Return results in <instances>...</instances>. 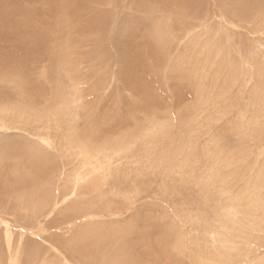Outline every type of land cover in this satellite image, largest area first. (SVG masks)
Wrapping results in <instances>:
<instances>
[{
    "label": "rangeland",
    "instance_id": "1",
    "mask_svg": "<svg viewBox=\"0 0 264 264\" xmlns=\"http://www.w3.org/2000/svg\"><path fill=\"white\" fill-rule=\"evenodd\" d=\"M245 1L0 0V264L264 260ZM231 217L249 234L211 235Z\"/></svg>",
    "mask_w": 264,
    "mask_h": 264
},
{
    "label": "bare ground",
    "instance_id": "2",
    "mask_svg": "<svg viewBox=\"0 0 264 264\" xmlns=\"http://www.w3.org/2000/svg\"><path fill=\"white\" fill-rule=\"evenodd\" d=\"M245 5H243V7H242V10L243 11H245L246 10V6H248V7H254V6H258V5H264V0H247V1H245V3H244ZM255 9V8H254ZM258 10V9H257ZM260 11V10H259ZM262 12H264V11H262ZM246 13V12H245ZM259 12H257V14H258ZM252 15V14H251ZM259 15V17H255V19H256V22H259V20H260V22L259 23H262V25H264V14H258ZM254 18V17H253ZM258 31H259V29H258ZM37 40H39V38L37 39L36 37H35V39H34V41H37ZM35 43V42H34ZM35 44H37V43H35ZM39 44V43H38ZM37 44V45H38ZM34 45V44H33ZM35 46V45H34ZM39 46V45H38ZM187 63H188V60H187ZM82 150V149H81ZM123 152V151H122ZM122 152H120L119 154H116V157H114V161H113V163H110L111 165H110V167H112L113 166V164H115V163H117V162H120L121 161V159L123 160V153ZM151 152V151H150ZM68 153H70V152H68ZM80 153H82V151L80 152ZM80 155V154H79ZM85 155H86V152H85ZM84 155V156H85ZM82 156V155H81ZM71 157V156H70ZM89 158H91V157H89ZM95 158H96V156H95ZM87 159V158H86ZM172 160V159H171ZM96 160H93V161H91V162H89V164L91 165V167H92V169H93V171L95 172L96 170H98L99 168H97L95 165H99V162H95ZM170 161V160H169ZM175 163V162H174ZM67 164H70V163H67ZM89 164H87V165H89ZM89 165V166H90ZM101 166V165H100ZM92 171V172H93ZM101 171V170H100ZM102 171H104V170H102ZM97 172V171H96ZM117 211V210H116ZM119 213V212H118ZM259 216V215H258ZM259 217H261V216H259ZM225 220H232V222H233V224L232 225H229V224H226V223H220L218 226H216V227H213V229L211 230V235H214V236H220L221 238H220V240H224L225 239V241L226 240H228V238L230 237V236H232V235H243V234H246V235H248L249 234V232L250 231H248V229L246 228V226L244 225V224H236V223H238L239 221L237 220V219H235V218H233V217H231V218H228V219H225ZM227 226V227H233V229L232 230H230V231H226L225 230V225ZM261 224V223H260ZM257 226V225H256ZM248 227V226H247ZM211 229V228H210ZM228 235H229V237H228ZM98 236V235H97ZM222 236H224V237H222ZM227 237V238H226ZM233 237V236H232ZM235 243V242H234ZM98 244V243H97ZM234 245V244H233ZM92 249V248H91ZM118 250V249H117ZM232 249H230L229 248V252L231 251ZM232 252V251H231ZM220 253V252H219ZM100 254V253H99ZM216 254V253H215ZM214 254V255H215ZM225 255L226 256H229V257H225ZM224 255V257L225 258H220V256H217V259H214V258H211L213 261H214V264H219V263H225V264H230V263H228V262H230V261H235V260H237L236 258H234L233 256H231V254H225ZM219 257V258H218ZM242 258V257H241ZM225 260H227V261H225ZM239 262H242L241 264H264V260H251V261H247L246 259H242V260H239L237 263H239ZM233 263V262H232ZM100 264V263H99ZM111 264V263H110Z\"/></svg>",
    "mask_w": 264,
    "mask_h": 264
}]
</instances>
